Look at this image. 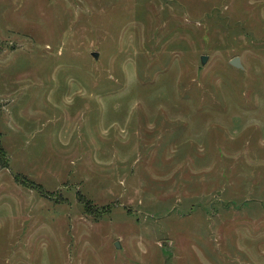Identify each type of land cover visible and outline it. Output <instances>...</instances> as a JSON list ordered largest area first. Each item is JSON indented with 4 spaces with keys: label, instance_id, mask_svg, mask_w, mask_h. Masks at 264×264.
<instances>
[{
    "label": "rangeland",
    "instance_id": "374dc122",
    "mask_svg": "<svg viewBox=\"0 0 264 264\" xmlns=\"http://www.w3.org/2000/svg\"><path fill=\"white\" fill-rule=\"evenodd\" d=\"M0 148V264H264V0H0Z\"/></svg>",
    "mask_w": 264,
    "mask_h": 264
},
{
    "label": "water",
    "instance_id": "95a60500",
    "mask_svg": "<svg viewBox=\"0 0 264 264\" xmlns=\"http://www.w3.org/2000/svg\"><path fill=\"white\" fill-rule=\"evenodd\" d=\"M92 56L97 59L98 58V53H93ZM207 56H202L201 58V63L202 65L206 64L207 62ZM230 64L235 67V68H238V69H243V65L241 63V59L239 57H235L233 58L231 61H230ZM117 247L120 248V243L118 242L117 243Z\"/></svg>",
    "mask_w": 264,
    "mask_h": 264
},
{
    "label": "trees",
    "instance_id": "16d2710c",
    "mask_svg": "<svg viewBox=\"0 0 264 264\" xmlns=\"http://www.w3.org/2000/svg\"><path fill=\"white\" fill-rule=\"evenodd\" d=\"M2 156V150H1V148H0V157Z\"/></svg>",
    "mask_w": 264,
    "mask_h": 264
}]
</instances>
